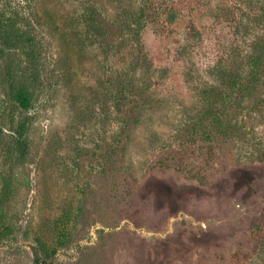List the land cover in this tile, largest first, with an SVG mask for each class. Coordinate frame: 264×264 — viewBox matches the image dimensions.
<instances>
[{"label": "rangeland", "instance_id": "374dc122", "mask_svg": "<svg viewBox=\"0 0 264 264\" xmlns=\"http://www.w3.org/2000/svg\"><path fill=\"white\" fill-rule=\"evenodd\" d=\"M257 37L264 0H0V264H264Z\"/></svg>", "mask_w": 264, "mask_h": 264}, {"label": "trees", "instance_id": "16d2710c", "mask_svg": "<svg viewBox=\"0 0 264 264\" xmlns=\"http://www.w3.org/2000/svg\"><path fill=\"white\" fill-rule=\"evenodd\" d=\"M251 51L247 55L248 64L250 66L251 72L254 70H258V72L264 71V38L263 37H257V42L252 43L250 45ZM230 73V72H227ZM238 76V75H237ZM233 76V77H237ZM10 77V76H9ZM10 94L13 96V98L17 101V103L22 108H27L30 104V95L29 93L24 89V86H18L17 84L14 85L10 83ZM20 131L24 130L23 126H20ZM22 144V142H19V144ZM36 264H46L45 261H42L39 257L35 258Z\"/></svg>", "mask_w": 264, "mask_h": 264}]
</instances>
